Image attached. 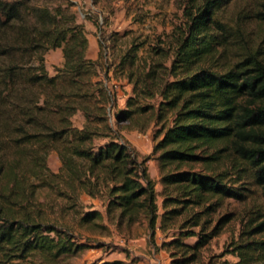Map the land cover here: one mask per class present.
Segmentation results:
<instances>
[{"label":"trees","instance_id":"obj_1","mask_svg":"<svg viewBox=\"0 0 264 264\" xmlns=\"http://www.w3.org/2000/svg\"><path fill=\"white\" fill-rule=\"evenodd\" d=\"M102 1L110 2L92 0ZM187 1L172 34L170 64L153 61L139 68L141 42L121 55L133 95L119 116L132 120L153 106L140 98L160 96L155 115L162 134L154 151L163 195L159 228L176 230L162 243L170 264L200 259L201 248L227 219L208 229L207 215L224 197L241 196L233 183L247 176L263 199L224 251L236 259L222 252L206 264H264V48L227 61L226 50L239 48L241 41L239 28L230 29L218 17L225 0ZM258 1L264 20V0ZM72 5L0 0V264H54L83 248L39 197L43 189L66 190L59 194L71 197L77 187L102 192L111 217L117 210L120 219L132 222L143 213L155 226L154 181L110 123L111 94L97 78L99 56H87L88 37ZM52 47L61 48L63 63L50 75L43 54ZM78 111L81 126L73 122ZM51 150L62 161L56 172L47 165ZM102 217L92 209L80 220ZM189 236L196 240L186 241Z\"/></svg>","mask_w":264,"mask_h":264},{"label":"rangeland","instance_id":"obj_2","mask_svg":"<svg viewBox=\"0 0 264 264\" xmlns=\"http://www.w3.org/2000/svg\"><path fill=\"white\" fill-rule=\"evenodd\" d=\"M69 1L73 3L72 8L76 12L77 20L84 24L88 37L87 56H99L97 78L103 81L111 94L108 105L110 123L134 149L137 158L143 161L158 193V209L155 226L152 228L143 213L132 222L126 218L120 219L117 210L111 217V214L107 213V199L102 192L92 195L77 187L76 190L70 191L74 195L71 197L69 194H59L65 193L66 190L60 192L43 189L39 192V197H44L51 204L54 216L72 230L76 241L84 245L76 254L60 258L54 264H100L104 261H118V264H170L169 252L162 243L171 239V234L176 233V230L173 228L163 233L159 228L163 195L156 160L158 152L154 151V145L162 134L158 130L161 123L155 115L160 96L156 95L151 99L140 98L139 102L153 106L141 114H134L132 120L119 116V112L127 107V98L133 95V84L127 78V66H120L119 61L132 42H141L138 51L139 68L142 64L147 65L153 61L170 64L173 56L172 34L183 19V6L187 5L188 1L110 0L108 4L103 1L94 4L92 0ZM201 1L195 0L194 3ZM259 6L258 0H225L218 10V17L224 25L230 29L237 27L240 32V47L226 50L227 61L243 53L259 54L257 48H264V20ZM230 43L232 45L233 42ZM260 54L264 56V53ZM43 56L50 75L62 66L60 47L48 48ZM73 122L77 126L83 123L80 111L73 116ZM100 141L101 138L96 139V142ZM47 165L55 172L60 169L62 161L55 150L48 153ZM225 165H230V161H226ZM194 167L197 169L200 165L195 164ZM60 186L64 188L63 185L58 187ZM233 186L241 196L224 197L207 215L208 229L219 219H227L220 231L201 248V257L194 264H206L212 255L229 249V244L239 236L249 210L263 199L259 186L249 176L233 183ZM92 209L100 211L103 217L83 223L80 220L81 215ZM192 229L198 230L199 227L194 226ZM185 240L194 242L196 237L189 236ZM224 253L223 258L236 259L230 252ZM35 264L46 263L36 261Z\"/></svg>","mask_w":264,"mask_h":264},{"label":"crops","instance_id":"obj_3","mask_svg":"<svg viewBox=\"0 0 264 264\" xmlns=\"http://www.w3.org/2000/svg\"><path fill=\"white\" fill-rule=\"evenodd\" d=\"M169 260H170V259L168 258V262H169Z\"/></svg>","mask_w":264,"mask_h":264}]
</instances>
